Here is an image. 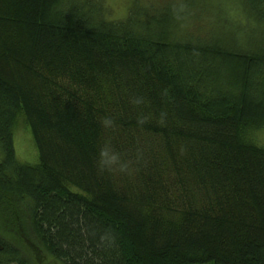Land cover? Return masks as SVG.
Wrapping results in <instances>:
<instances>
[{
    "label": "trees",
    "instance_id": "16d2710c",
    "mask_svg": "<svg viewBox=\"0 0 264 264\" xmlns=\"http://www.w3.org/2000/svg\"><path fill=\"white\" fill-rule=\"evenodd\" d=\"M236 2L232 29L201 0H0V264H264V0Z\"/></svg>",
    "mask_w": 264,
    "mask_h": 264
},
{
    "label": "rangeland",
    "instance_id": "374dc122",
    "mask_svg": "<svg viewBox=\"0 0 264 264\" xmlns=\"http://www.w3.org/2000/svg\"><path fill=\"white\" fill-rule=\"evenodd\" d=\"M131 0H104V4L107 7L106 16L112 18H121L125 16L126 9L129 6ZM148 0H138L140 4H146ZM154 3L153 10L156 13H163L167 9L166 6L172 9L179 6L184 0H151ZM206 4L204 15L206 16V10L212 14L213 18L217 19V26H223L226 28L237 29L238 23H244L245 19L242 17L241 9L239 8L236 0H201ZM168 10V9H167ZM177 10H182L179 8ZM169 11V10H168ZM182 14V13H181ZM218 16V17H217ZM185 23V21H184ZM200 28V24L197 26ZM253 138L258 144L264 147V129L254 131ZM13 146L16 157L27 163L37 162V149L33 141L28 124L22 115H18L13 128ZM0 231L8 238H15V231L8 226L1 225ZM48 264H63L61 261L55 260L48 262Z\"/></svg>",
    "mask_w": 264,
    "mask_h": 264
}]
</instances>
